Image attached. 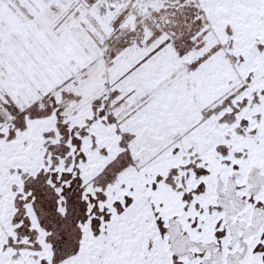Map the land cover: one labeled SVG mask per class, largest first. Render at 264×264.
Segmentation results:
<instances>
[{
    "label": "snow or ice",
    "instance_id": "snow-or-ice-1",
    "mask_svg": "<svg viewBox=\"0 0 264 264\" xmlns=\"http://www.w3.org/2000/svg\"><path fill=\"white\" fill-rule=\"evenodd\" d=\"M0 264H264V0H0Z\"/></svg>",
    "mask_w": 264,
    "mask_h": 264
}]
</instances>
